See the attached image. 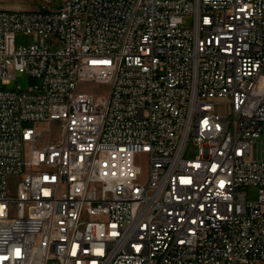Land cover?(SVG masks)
<instances>
[{"label": "built area", "instance_id": "1", "mask_svg": "<svg viewBox=\"0 0 264 264\" xmlns=\"http://www.w3.org/2000/svg\"><path fill=\"white\" fill-rule=\"evenodd\" d=\"M263 133L264 0L0 10V264H264Z\"/></svg>", "mask_w": 264, "mask_h": 264}, {"label": "rangeland", "instance_id": "2", "mask_svg": "<svg viewBox=\"0 0 264 264\" xmlns=\"http://www.w3.org/2000/svg\"><path fill=\"white\" fill-rule=\"evenodd\" d=\"M41 4V0H0V10H9V11H36L39 9ZM55 6H60V0H54ZM186 27L193 26V18L188 17L185 22ZM10 42L17 43V44H27L32 42V38L28 36H17L15 38H11ZM39 84V80L30 78L25 74H18L17 80L13 81L11 85L8 86H1L4 90H17L18 87H22L23 89H27L30 86H34ZM86 91L95 92V93H102L106 96L108 87L105 85H91L86 84L83 86ZM23 128H33V122H24L22 124ZM54 136L56 137L59 135L60 131L58 129L57 124L53 126ZM26 150H23V158L25 157ZM196 155V149L193 145V141L191 140L188 143L187 150H186V158L192 159ZM254 155L257 159H264V133L262 137L259 139L258 143L254 146ZM137 165L141 168L143 174V180L146 179V175L148 172V158L147 155L140 154L137 157ZM245 192L248 193L249 199L251 201H255L258 198V188L256 187H249L244 189Z\"/></svg>", "mask_w": 264, "mask_h": 264}, {"label": "snow or ice", "instance_id": "3", "mask_svg": "<svg viewBox=\"0 0 264 264\" xmlns=\"http://www.w3.org/2000/svg\"><path fill=\"white\" fill-rule=\"evenodd\" d=\"M106 63V62H105ZM17 255H19V250H17Z\"/></svg>", "mask_w": 264, "mask_h": 264}]
</instances>
